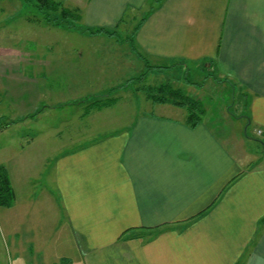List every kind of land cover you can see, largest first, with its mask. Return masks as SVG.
Here are the masks:
<instances>
[{
    "label": "crops",
    "instance_id": "0c3cea01",
    "mask_svg": "<svg viewBox=\"0 0 264 264\" xmlns=\"http://www.w3.org/2000/svg\"><path fill=\"white\" fill-rule=\"evenodd\" d=\"M63 1L80 11L82 27L115 33L75 28L95 42L78 55L68 45L42 44L49 53L39 61L1 43L0 106L6 113L25 120L36 110L80 103L89 113L98 99L80 98L104 91L103 77L118 78L112 90L127 89L137 68L149 63L155 67L150 72L207 64L220 82L238 86L250 115L239 119L221 103L193 127L187 109L170 101L157 103L180 109L172 112L180 117L130 107L125 127L56 155L54 185L62 206L47 198L36 209L27 206L31 219L0 220V264H72L68 251L50 258L43 242H70L80 264H264V135L257 132L264 128V0ZM129 21H137L133 31ZM62 58L68 60L57 62ZM15 94L24 99L16 102ZM7 115L1 113V131L9 127ZM72 127L66 130H85ZM69 135L71 141L79 137ZM58 208L67 222L59 220Z\"/></svg>",
    "mask_w": 264,
    "mask_h": 264
},
{
    "label": "rangeland",
    "instance_id": "374dc122",
    "mask_svg": "<svg viewBox=\"0 0 264 264\" xmlns=\"http://www.w3.org/2000/svg\"><path fill=\"white\" fill-rule=\"evenodd\" d=\"M34 4V2H27L26 0H0V45L8 46L9 43L14 44L11 47L21 48L20 50H22L25 59L39 61L41 59L40 56L49 53L41 48L42 44L46 45L50 42H57L58 45H68L69 48H72V54L78 55L87 50L90 42H95L84 37L75 28L69 27L66 24L51 25L49 23H42L45 21L44 15ZM27 19L32 21L31 24H29V21H26ZM136 24L137 21H129L127 27L133 31ZM8 30H12L11 36H8ZM113 32L115 31H109V34ZM20 36L26 37L24 41ZM122 40L121 42H126L124 34ZM34 44H36L35 49ZM122 44L128 48V53L133 51L131 47L132 51L129 49L128 43ZM28 47H31L32 50H27ZM57 53V51L54 52V59L57 57ZM63 53L66 54L67 52L64 51ZM133 56L135 55L133 54ZM88 57L89 54L87 52L80 57L79 63L82 65ZM66 60L68 58H62L57 62H65ZM124 64L127 67H131L132 73H134L129 59L126 58ZM148 64L146 63L144 68H137V76H135L137 79L127 89L121 87L120 90H112L111 87L113 85H118V78L116 76L110 78L103 77L104 82L99 83V85H105L106 89L104 91L100 89L92 93V96L80 98V101L98 99V101L94 100L90 103L93 107L89 108V113H86L87 107L84 104L80 105V103L74 108L57 107L36 110L35 112L39 111L38 115H33L31 119L21 120L15 118V116H11L12 114L9 112L6 113V106H0V125L4 123V121L2 122L1 113L3 115L8 114L7 117L10 120L7 123L9 127H6L3 131L0 130V164L4 165L9 172L15 195L12 206H0V220L3 218L5 222L15 223L21 218L31 219L33 212L24 211L27 209V206H35L34 208L36 209L39 206L37 204L42 203L47 198L51 200L55 199L56 204L52 200L55 206H62L60 196L54 185L57 172L56 155L60 157L62 153L71 150L70 146L73 147L74 143H81L86 141V139L110 134L125 127L131 118L130 107L132 110L135 107L138 108V111H141L140 109L143 108L152 109L155 113H160L161 115L168 114L172 117H180V113H172L180 109L173 108L171 105L162 107L163 105H159L152 96L150 100L154 103L146 99L149 94H159L158 88L163 84L169 83L175 88L179 87L191 97L199 99L203 107L206 108L208 117L214 116L217 113V108L221 103L229 104L231 114L239 119L244 115H250L243 108L245 104L242 101L244 99L242 100L239 97L240 91L238 86L233 89L230 82H220L217 75L208 70L207 64L202 68L194 64L181 68L172 67L162 72H150L153 69H149ZM112 69L113 63L109 65L107 71H111ZM143 72L145 73L143 74ZM37 74H39V71ZM123 77L124 75H120V79ZM11 78L12 76L4 78L6 86ZM14 82H12V86L16 87L17 84ZM59 85L58 81L57 86ZM12 86L10 87V91L13 89L16 92V89L12 88ZM167 91L165 89L160 95L166 94ZM118 96L123 97L114 104V100L119 99L117 98ZM23 99L18 96L15 98V101L19 103ZM101 103L105 107H101ZM95 104L97 106H94ZM42 107L45 106L42 105L40 108ZM83 107L85 108L83 109ZM72 111L73 114L71 113ZM67 114L70 116H67ZM79 116H83V120ZM66 117L71 120L69 121ZM255 125L256 123L253 122L251 129ZM72 126H75V129L81 126L79 128L85 130H66L74 128ZM72 133H75L79 137L71 141L69 134ZM85 133L87 135L83 137L82 134L84 135ZM44 159L45 161H43ZM47 192H51L52 194L49 196ZM58 209L59 220L67 222V213L63 212L60 208ZM45 212L47 214L50 213L49 211ZM36 215L37 213H34L33 217L35 218ZM42 245L49 247L47 253H51L50 258L56 257V254L68 251L74 257L72 264H80L77 263L78 260L75 257L77 255L76 251L70 249V242L61 243L58 247L55 242H43ZM55 247L57 248L55 249Z\"/></svg>",
    "mask_w": 264,
    "mask_h": 264
},
{
    "label": "trees",
    "instance_id": "16d2710c",
    "mask_svg": "<svg viewBox=\"0 0 264 264\" xmlns=\"http://www.w3.org/2000/svg\"><path fill=\"white\" fill-rule=\"evenodd\" d=\"M27 2H34L35 6L43 13L44 19L49 24H66L69 27L82 29L85 32L100 33L108 32L104 28H84L79 25L81 21V13L76 8L67 7L63 0H26ZM115 33V32H113ZM110 33V34H113ZM149 68H155L149 66ZM159 94L150 95L156 102L170 101L173 104L186 108L188 112V123L191 126H196L204 119L206 108L203 107L199 99L191 97L181 88H175L169 83L163 84L158 88ZM167 89L166 94H161ZM14 191L11 185L9 172L4 165L0 164V206H12L14 203Z\"/></svg>",
    "mask_w": 264,
    "mask_h": 264
},
{
    "label": "built area",
    "instance_id": "2783aa9c",
    "mask_svg": "<svg viewBox=\"0 0 264 264\" xmlns=\"http://www.w3.org/2000/svg\"><path fill=\"white\" fill-rule=\"evenodd\" d=\"M257 132L259 135H264V128H259Z\"/></svg>",
    "mask_w": 264,
    "mask_h": 264
}]
</instances>
